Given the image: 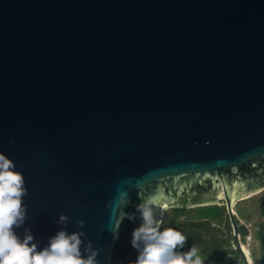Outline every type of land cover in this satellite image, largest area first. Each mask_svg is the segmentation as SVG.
Instances as JSON below:
<instances>
[{
  "label": "water",
  "instance_id": "water-1",
  "mask_svg": "<svg viewBox=\"0 0 264 264\" xmlns=\"http://www.w3.org/2000/svg\"><path fill=\"white\" fill-rule=\"evenodd\" d=\"M0 153L38 250L64 214L98 264L135 261L127 191L222 205L253 264L231 207L264 190V0H0Z\"/></svg>",
  "mask_w": 264,
  "mask_h": 264
},
{
  "label": "clouds",
  "instance_id": "clouds-1",
  "mask_svg": "<svg viewBox=\"0 0 264 264\" xmlns=\"http://www.w3.org/2000/svg\"><path fill=\"white\" fill-rule=\"evenodd\" d=\"M26 195L23 173L15 170L13 160L0 153V264H98V251L92 248L91 241L84 246L82 237L86 234L67 232L68 217L64 214L55 221L61 229L49 238L43 249L38 250L29 228H25L21 240L14 229L23 226L27 219V207L23 204ZM138 197L141 202L135 210L125 212L131 198L127 191L120 192L113 209L114 239L124 219L135 222L139 218L141 221L132 231L130 243L138 255L130 264H204L194 245L187 252L181 251L187 244V236L174 228L161 229V216L167 204L160 208L161 201L155 196L145 197L138 192ZM77 225L83 228L84 221L78 220Z\"/></svg>",
  "mask_w": 264,
  "mask_h": 264
},
{
  "label": "trees",
  "instance_id": "trees-1",
  "mask_svg": "<svg viewBox=\"0 0 264 264\" xmlns=\"http://www.w3.org/2000/svg\"><path fill=\"white\" fill-rule=\"evenodd\" d=\"M170 212L173 213L174 219L177 216L182 214H191L189 217H186L182 220L173 221L171 224H163L165 228H174L179 230L182 234L188 237L187 244L181 250L183 252H187L191 244H196L202 250L205 242H209L210 244H215L220 248V253L218 252L213 255L212 259H207L211 264L214 262H220L224 259L225 256H229L231 259L228 264L238 263V259L235 253L229 248V241L227 239H222L218 234L219 227H215V223L213 221L220 220L222 215L225 213V209L222 205H207L201 207L194 208H179V209H170ZM226 221V220H225ZM226 223V222H225ZM263 223H259L256 227L254 234L260 241V246L262 250H264V232ZM240 235L243 237L246 234V229L244 226L240 228ZM205 237V239L203 238ZM202 258L204 255H200ZM264 263V259L262 260Z\"/></svg>",
  "mask_w": 264,
  "mask_h": 264
},
{
  "label": "rangeland",
  "instance_id": "rangeland-1",
  "mask_svg": "<svg viewBox=\"0 0 264 264\" xmlns=\"http://www.w3.org/2000/svg\"><path fill=\"white\" fill-rule=\"evenodd\" d=\"M232 211L246 229V234L243 237V244L253 264H264L262 263V260L264 259V250H262L260 241L254 234L259 223H263L262 231L264 232V190L246 199L235 202L232 206ZM191 214H182L174 219L173 213L167 210L161 216V229H164L163 224H171L173 221L182 220L189 217ZM225 220V215H222L220 220L213 222L217 227L223 229L225 227ZM230 259L229 256H226L222 261H216L213 264H228ZM202 260L204 261V264H211L205 258H202Z\"/></svg>",
  "mask_w": 264,
  "mask_h": 264
},
{
  "label": "flooded vegetation",
  "instance_id": "flooded-vegetation-1",
  "mask_svg": "<svg viewBox=\"0 0 264 264\" xmlns=\"http://www.w3.org/2000/svg\"><path fill=\"white\" fill-rule=\"evenodd\" d=\"M224 215H225V218H226V223L224 224V228L222 229H219L218 230V234L221 236V238L223 239H227L228 241L230 240V232H231V228H230V225H229V223H228V219H227V217H226V214L224 213ZM241 226H243L242 225V223L238 226V233H239V235H240V228H241ZM215 227H217L216 225H215ZM240 237L242 238V236L240 235ZM204 239H205V237H203ZM195 246V247H197V249L199 250V255H204V257L203 258H210V259H212V257H213V255L215 254V252L217 251L218 252V254L220 253V248L218 247V246H216L215 244H210L209 242H205L204 244H202L203 245V248H202V250L200 249V247L198 246V245H196V244H191L190 243V246H189V249L192 247V246ZM229 248H230V242H229ZM188 249V250H189ZM231 249V248H230ZM216 252V253H217ZM226 257V256H225ZM224 257V258H225Z\"/></svg>",
  "mask_w": 264,
  "mask_h": 264
},
{
  "label": "bare ground",
  "instance_id": "bare-ground-1",
  "mask_svg": "<svg viewBox=\"0 0 264 264\" xmlns=\"http://www.w3.org/2000/svg\"><path fill=\"white\" fill-rule=\"evenodd\" d=\"M232 208V207H231ZM241 249L243 250V252L245 253V255L247 256V252H246V249H245V246L244 244H241Z\"/></svg>",
  "mask_w": 264,
  "mask_h": 264
},
{
  "label": "built area",
  "instance_id": "built-area-1",
  "mask_svg": "<svg viewBox=\"0 0 264 264\" xmlns=\"http://www.w3.org/2000/svg\"><path fill=\"white\" fill-rule=\"evenodd\" d=\"M234 264H238L237 262H235Z\"/></svg>",
  "mask_w": 264,
  "mask_h": 264
}]
</instances>
